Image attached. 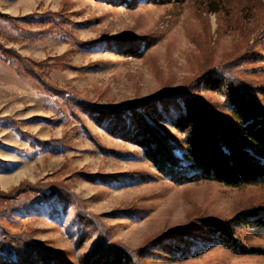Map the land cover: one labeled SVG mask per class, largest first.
<instances>
[{"label": "rangeland", "instance_id": "1", "mask_svg": "<svg viewBox=\"0 0 264 264\" xmlns=\"http://www.w3.org/2000/svg\"><path fill=\"white\" fill-rule=\"evenodd\" d=\"M0 14L16 17L15 24L25 31L54 25L57 32L24 38L0 17V45L41 63L42 79L102 108L137 104L162 90L173 93L239 54L244 58L235 77L247 83L248 94L264 107V42L258 39L264 33V0H139L132 5L0 0ZM130 39L145 43L137 56L120 52L111 42ZM40 81L20 74L0 51V190L24 180L63 182L105 223L108 240L138 250L142 264H264V231L237 227L239 241L255 249L242 254L209 236L201 225L203 218L229 219L241 210L264 206V184L175 182L127 134L112 130L128 124V116L98 124L61 94L41 90ZM191 93L214 114L233 120L220 92L199 83ZM152 121L188 166L183 135L169 123ZM78 171L94 174L96 180ZM75 211L74 205L52 199L3 216L1 222L11 233L29 235L35 257L51 255L64 264H82L96 237L85 233ZM185 225L206 238L189 258L173 254L163 236ZM0 264H16L15 250H0Z\"/></svg>", "mask_w": 264, "mask_h": 264}, {"label": "trees", "instance_id": "2", "mask_svg": "<svg viewBox=\"0 0 264 264\" xmlns=\"http://www.w3.org/2000/svg\"><path fill=\"white\" fill-rule=\"evenodd\" d=\"M132 5L139 0H112ZM13 23L19 35L35 39L40 33L58 31L54 25L42 31H25L15 24L17 18L0 14ZM264 42V33L258 38ZM118 45L120 52L139 55V40L111 41ZM253 47L248 48L249 53ZM5 61L10 62L20 74L41 79L39 88L51 95H62L71 106L88 115H92L98 124L107 118L127 117L128 124L123 123L114 132L127 134L131 143L139 146L145 158L158 170L167 174L178 183L198 179L217 181L229 187L264 184V107L248 94L245 81L235 77L234 70L239 66L244 55H235L222 63L213 65L205 74L180 86L175 92L159 91L146 101L109 110L91 101L80 98L73 91H62L46 79L41 78V63L19 54L15 49L0 45ZM43 76V75H42ZM205 83L213 91L220 92L227 100L233 120H226L214 114L208 106L191 93L194 85ZM264 94V87H260ZM109 110V111H108ZM129 110L130 113H127ZM108 112H112L108 115ZM166 122L175 127L184 137L186 155L190 161L186 166L176 153V146L169 137L152 121ZM12 123L10 119H5ZM130 126L132 130H130ZM46 143V142H44ZM115 154L114 151H112ZM117 155V154H115ZM195 170V171H194ZM79 176L94 178L96 175L78 171ZM63 201L74 205L76 215L82 223L86 234L96 237L94 247L81 258L82 264H142L138 250L129 249L117 241L108 240V229L97 214L88 211L83 198L72 191L66 184L56 180L32 182L22 181L9 190H0V250H15L16 264H64L51 255L34 256L28 243V234L11 233L5 229L1 218L10 216L21 209L34 208L36 204ZM201 225L212 238L227 247L246 254L255 250L239 241L237 227H249L264 231V206L250 207L237 212L229 219H201ZM188 225L175 228L163 236L172 246L171 252L182 258L195 256L206 243V238L194 235ZM86 236V235H85ZM197 243V244H196Z\"/></svg>", "mask_w": 264, "mask_h": 264}]
</instances>
